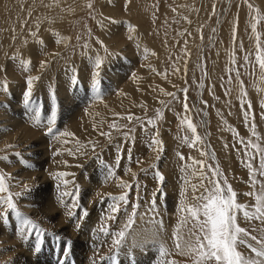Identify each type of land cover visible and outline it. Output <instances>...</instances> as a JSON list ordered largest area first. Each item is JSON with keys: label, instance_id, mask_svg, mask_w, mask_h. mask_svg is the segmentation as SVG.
Returning <instances> with one entry per match:
<instances>
[{"label": "rangeland", "instance_id": "374dc122", "mask_svg": "<svg viewBox=\"0 0 264 264\" xmlns=\"http://www.w3.org/2000/svg\"><path fill=\"white\" fill-rule=\"evenodd\" d=\"M0 14V50L7 55L0 64V175L8 188L0 197L11 192L18 211L37 225L23 229L0 204V264H83L76 253L89 255L83 252L89 247L91 264H115L134 229L145 236L161 230L168 264H194L193 256L175 249L174 237L187 238L192 228L191 219L183 223L181 207L192 185L202 183L192 167L198 160L205 176L218 171L237 202L254 211L264 177L257 173L253 186L247 165L258 170L264 148V73L256 60L258 47L264 53V0H0ZM21 38L28 39L25 51L16 48ZM97 72L100 99L91 91ZM52 113L55 135L48 133ZM152 138L162 141L158 160ZM61 172L68 175L57 178ZM64 191L76 195L61 203ZM125 193L127 203L109 197ZM133 212L125 243L114 246ZM237 222L253 235L264 227L242 214Z\"/></svg>", "mask_w": 264, "mask_h": 264}, {"label": "snow or ice", "instance_id": "6c2138e0", "mask_svg": "<svg viewBox=\"0 0 264 264\" xmlns=\"http://www.w3.org/2000/svg\"><path fill=\"white\" fill-rule=\"evenodd\" d=\"M91 7V5H89ZM249 7H252L249 5ZM106 51V49H105ZM245 60L248 59L247 56L244 57ZM256 60L259 63V68L261 73H264V53H262L257 48ZM101 60L97 59L95 61V67L99 69L101 67ZM239 75V72H237ZM38 79V78H33ZM32 79L27 81V92L24 96V103L26 106L29 105V99L32 96ZM77 79L73 77L72 84L77 85ZM7 88V84L3 85ZM91 91L96 99L101 98V81L99 78V73L97 72L93 82L91 84ZM169 95H172L169 93ZM175 98V97H174ZM187 107V105H185ZM250 107V104H249ZM248 113L245 112V119H247ZM129 122L132 121L133 117L130 115L127 117ZM36 120L39 122V115L36 116ZM56 122V114L52 113L51 118L48 121V133L50 135H55L53 132V127ZM151 123V121H149ZM113 128L116 127L115 124L112 125ZM188 127L193 133L196 132V127L189 123ZM253 134H255V129H253ZM61 136L71 135L70 133H61ZM101 135H109L107 133H101ZM158 135V133H157ZM196 140L200 141L201 138L196 136ZM240 143H244L243 139L240 140ZM150 146L154 151H157V160L159 159V152L162 150V141L152 138L150 141ZM227 146V145H226ZM252 147H258L255 144L251 145ZM245 147H249V144H245ZM95 145H93V149ZM119 150V149H118ZM179 158L183 161L185 157L179 154ZM201 155H207L206 152H201ZM253 157L249 155V161ZM118 163V161H117ZM140 163V161H137ZM203 161H194L193 166L195 171L200 172V178L202 183L197 185H192V196L187 198L182 203L181 211L185 213V219L183 223H187L189 219L192 220V228L187 233V238L181 232H177L174 237V246L180 254L182 255H191L194 257V264H264V227L256 229L254 231L258 232L259 235H253L247 229L241 227L237 222L238 214H242L245 220H259L262 225H264V184H260V193L255 196V208L254 211H250L248 206L237 202V193L227 184V180L224 179L221 181L219 179L220 173L213 169V174L210 176H205L202 168L198 167L202 165ZM79 166V165H77ZM248 168L250 174L253 177L252 184L256 186L259 181L255 179L257 173L259 176L264 177V148L260 149V161L259 168L256 171H253L252 163H248ZM108 168L106 178L113 175L112 169L105 165ZM155 168V165L153 166ZM185 170L188 171L189 166L185 165ZM68 173H58L57 178H62L67 176ZM156 175L158 176L161 183L164 181L165 177L157 171ZM207 179L208 185L203 184V180ZM65 186H67L68 181H62ZM122 187L128 188L131 187L128 184H123ZM198 188H203L204 191L200 195H196ZM8 188L5 184L4 177L0 175V193L7 192ZM79 192V189L76 190V193ZM76 193H70L64 191L61 193V203H63V197L69 195H76ZM163 193V188H161V193ZM19 195V194H17ZM186 195V194H185ZM247 196H252L253 193H245ZM111 200L116 203L125 202L127 203V193L116 197L109 194ZM0 204L6 205L8 209H11L12 212L16 214L17 219L20 220L21 226L23 229L29 227L35 229L37 225L29 218L20 213L17 209L16 204L13 202V195L11 192L8 193L7 197H0ZM78 196L76 202L73 203L72 207H78ZM111 211L113 213L118 211L116 204L110 205ZM156 210V202L152 201V211ZM69 215H72L69 212ZM83 215L86 217L88 213L85 211ZM135 212L129 215L128 220L124 226V229L118 232L117 239L113 241V245L119 247L122 245L126 239L128 230L134 224ZM8 213L3 214V219L7 220ZM112 219L113 217H108ZM79 225L77 224V227ZM101 231H104L106 235H109L106 228H102ZM22 234H27L22 233ZM59 239V237H57ZM252 242H255L254 244ZM42 240L38 235L37 243L35 250L39 252L40 245ZM241 247H246L253 255L245 256L239 249ZM160 256L163 258L169 255V250L163 245L159 249ZM113 259V257H109ZM115 264H119L118 260L115 261ZM160 264V262H158ZM170 264H175V262H170Z\"/></svg>", "mask_w": 264, "mask_h": 264}, {"label": "bare ground", "instance_id": "6f19581e", "mask_svg": "<svg viewBox=\"0 0 264 264\" xmlns=\"http://www.w3.org/2000/svg\"><path fill=\"white\" fill-rule=\"evenodd\" d=\"M55 0H53L54 2ZM57 1V0H56ZM13 11V10H12ZM14 14H15V11H13ZM13 14V15H14ZM1 15V14H0ZM12 15V16H13ZM15 17V15H14ZM11 19V18H10ZM39 22V21H37ZM16 30V29H15ZM28 40V39H27ZM26 39H20L16 45H19L21 43V46H17L16 48H18L19 50H26V47L28 46V44H25L26 42H28ZM30 43V42H29ZM25 44V47H23ZM6 46V45H5ZM21 47V48H20ZM16 50V49H15ZM4 56V58H3ZM6 56V57H5ZM0 64H2L5 60H7V55L4 54V52L2 50H0ZM133 88V87H132ZM34 96V95H33ZM31 102H35L34 100L31 101ZM30 109V108H29ZM28 118H33L31 115L28 116ZM35 120V119H33ZM0 128H2V126H0ZM19 136V135H18ZM21 138V137H19ZM24 139V138H23ZM18 140V139H17ZM20 140V139H19ZM22 141V140H21ZM19 145H20V142H19ZM29 146V145H28ZM24 148V147H23ZM28 150V148H27ZM26 150V151H27ZM212 151V150H211ZM29 152V151H27ZM31 152V151H30ZM212 156L214 157L215 159V162L216 161V157L212 154ZM94 214L95 216L97 215L95 212L93 214H91V217H94ZM151 228V227H150ZM141 230V229H139ZM137 229H134L131 233H129V235L127 236V241L126 243L128 244V247L126 245V247L128 248L127 250H120L118 251V253H116V255L118 256V258L121 260V263L122 264H129V262L131 264H158V262H163V264H168L167 262V259L168 257L165 256V257H161L160 256V252H159V247L158 246H150L151 242H160L161 245H164V242H163V239L165 238L164 234L161 233V230H154V232L152 233V231L150 232L151 235L150 236H145V234L147 233V231H139ZM149 233V232H148ZM104 238H105V235H104ZM30 242V241H29ZM125 243V241L123 242V244ZM29 246V245H28ZM123 246V245H122ZM121 246V247H122ZM31 247V246H30ZM133 247H136V248H133ZM168 248V247H167ZM87 252L89 255H81V251H78L76 254H77V258L80 260V261H83L84 263L83 264H91V259L92 258V252L91 251H94V250H91L90 247L87 249V250H83V252ZM71 254V253H70ZM95 254V253H94ZM114 256V255H113ZM112 256V257H113ZM126 256H129V259L130 260H123ZM118 259V260H119ZM111 260V259H110ZM109 260V261H110ZM114 260V259H113ZM106 261V260H105ZM107 262V261H106ZM120 263V262H119ZM96 264V263H95ZM99 264V263H98Z\"/></svg>", "mask_w": 264, "mask_h": 264}]
</instances>
